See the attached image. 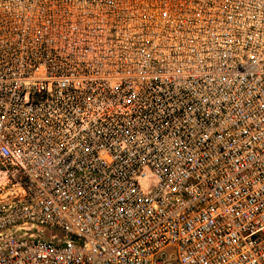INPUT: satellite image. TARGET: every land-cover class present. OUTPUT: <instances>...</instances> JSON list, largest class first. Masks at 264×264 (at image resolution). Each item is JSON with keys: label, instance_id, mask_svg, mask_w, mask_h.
<instances>
[{"label": "built area", "instance_id": "2783aa9c", "mask_svg": "<svg viewBox=\"0 0 264 264\" xmlns=\"http://www.w3.org/2000/svg\"><path fill=\"white\" fill-rule=\"evenodd\" d=\"M0 264H264V0H0Z\"/></svg>", "mask_w": 264, "mask_h": 264}]
</instances>
